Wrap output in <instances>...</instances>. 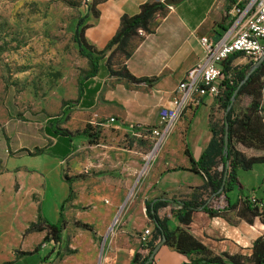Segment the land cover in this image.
Here are the masks:
<instances>
[{"label":"crops","instance_id":"obj_1","mask_svg":"<svg viewBox=\"0 0 264 264\" xmlns=\"http://www.w3.org/2000/svg\"><path fill=\"white\" fill-rule=\"evenodd\" d=\"M234 1L184 0L176 6L165 5V8L151 20L150 32H141V37L130 41V57L125 59L122 64L136 79L148 81L134 84L111 76L106 64L111 52H107L101 61L98 76L87 80L90 83L86 84L83 99L79 104L71 107L73 118L81 120L84 124L96 125L104 122L101 127L105 137H110L107 132L110 129H115L121 132L119 136L130 138L134 142L139 141L141 142L139 144H142L147 138L137 136V132L132 129V126L160 125L159 114L165 110L173 109L172 102L178 85L204 57L201 39L204 37L213 40L219 39L231 28L233 24L231 10ZM154 2L163 3L164 0L99 1L93 6L92 12H87L84 16V26H87L84 32L86 43L97 52L104 51L118 33L124 16H135L140 12L142 5ZM248 63L244 57H240L232 62V67L245 66ZM199 114H201V120H198ZM223 115L224 112L217 104L216 98L212 97H205L198 103L190 104L184 110L163 143L147 178L142 182L139 199H142L141 207L137 218H130L134 219L133 226L125 224L108 238L104 256L102 251L104 245L99 252L98 244L100 239L104 244L109 236L107 226L113 220L111 216L116 206L114 202L111 210L100 211L99 207L103 205L102 198L95 193L86 198L88 203L95 205V208L98 209L91 220H86V223L94 225V229L83 231V233L73 231L72 235L66 237L67 228L74 222L72 216H76L72 214L70 217L65 210L67 224L62 233L61 243L55 244L48 241L43 243V248L50 244L55 249V253L63 248L76 251L77 257L74 258L73 264H131L141 245L137 233L142 234V230L153 231L154 229V225L146 215V202L162 197L184 198L192 194L195 188L205 185V177L192 166L190 156L194 160H198L202 156L213 138L210 123L217 126L218 130L222 124ZM149 141L153 144L151 139ZM100 146L93 144L89 146L91 155L86 159L85 165L86 173L89 171L91 173L89 190L98 188V183L102 186L108 185L118 202L122 192L133 183L132 175L138 171L140 159L144 158V154L142 151H139L140 153L137 151V144L129 155L124 152L120 154L114 150L120 148L112 146L110 148L114 149L106 151L103 160H94L93 152L96 147ZM236 149L247 157H253L249 153H255L239 145ZM186 150L189 151L190 156L186 154ZM64 162L62 161V165ZM254 168L250 172L254 171ZM113 170L127 173L126 179L119 182L116 178L109 179L106 174ZM221 170V164L214 169V171ZM95 174L98 175L95 177ZM3 177L4 175H1L0 179ZM73 188L75 197L68 203L71 210H75L82 203L79 197L81 187L73 183ZM261 188L263 191L264 179ZM235 191L228 194L232 204L234 201L231 194ZM254 196L252 194L250 197ZM175 208V206H169L159 211L160 218L168 217L170 219L172 229L178 226L177 219L171 214ZM37 217L34 214L21 229V232ZM77 221L82 220L77 216L75 222ZM195 228L198 239L217 255L225 252L236 253L240 249H244L247 254H250L254 243L263 233L259 222L251 225L238 217L236 211H230L213 218L205 228L197 223ZM45 235V232H41L31 234L29 237L37 236L35 239L39 242ZM9 250L6 252H13V250ZM41 252L43 253L44 250ZM42 253H38V255L40 256ZM61 264L68 263L63 261ZM153 264H190V259L172 248L162 247L155 256Z\"/></svg>","mask_w":264,"mask_h":264},{"label":"rangeland","instance_id":"obj_2","mask_svg":"<svg viewBox=\"0 0 264 264\" xmlns=\"http://www.w3.org/2000/svg\"><path fill=\"white\" fill-rule=\"evenodd\" d=\"M79 4L80 0H0V177L4 175L0 179V264H61L63 261L73 264L76 251L63 248L55 253L50 244L43 248L45 237L37 242V236L32 239L31 234H26L30 225L21 232L34 214L38 216L34 222L40 217L57 222L60 208L69 196V184L64 174L81 187L79 197L82 201L75 210L65 204L66 213L70 217L76 216H72L74 222L67 228L66 237L73 231L83 233L94 229V225L86 220H91L98 209L88 203L87 196L95 193L102 198L103 205L99 207L102 212L111 210L115 202L113 220L107 226L109 236L104 244L102 239L98 244L99 252L104 245V256L108 238L125 224H132L134 219L131 217L137 218L142 202L139 200L142 182L161 150L149 161L153 152L149 139L139 144L141 142L119 136L121 132L115 129H110L107 132L110 137H105L103 128L99 127L100 140L93 145L101 146L95 148L94 160H103L104 153L114 149L110 148L112 146H118L120 149L114 150L120 154L129 155L137 144V151L144 154L138 171L132 175L133 183L122 192L118 202L108 185L98 183V188L89 190L91 173H86L85 165L91 155V144L86 137L75 139V150L63 156L69 148L65 139L52 133L51 119L56 118L61 123L60 128L72 133H82L87 125L74 119L72 111L67 117L57 119L63 103L77 99L79 78L85 79L90 68L75 42V32L84 23L85 14ZM124 58L123 54H116L109 57L106 64L116 65L114 69H118ZM249 104V98L241 97L236 111L241 112ZM198 120H201V114ZM37 149L44 151L37 154ZM250 151L255 152L249 153L253 156L264 154ZM62 161H65L64 165ZM106 176L119 182L126 179L127 173L113 170ZM238 178L246 196L254 194L256 202H261L264 166L256 165L252 172L241 171ZM238 193L231 194L234 202ZM77 216L82 221L75 222ZM84 224H88L87 230ZM137 235L140 237L141 234ZM37 248L44 250L39 252L42 255L23 257L20 254L34 252ZM9 249L13 252H6Z\"/></svg>","mask_w":264,"mask_h":264},{"label":"trees","instance_id":"obj_3","mask_svg":"<svg viewBox=\"0 0 264 264\" xmlns=\"http://www.w3.org/2000/svg\"><path fill=\"white\" fill-rule=\"evenodd\" d=\"M84 1L80 0L79 8L84 9ZM99 1L102 0H93L89 6V13ZM164 8L165 4L162 2L146 3L141 6L137 15L124 16L118 33L102 52H97L86 43L84 32L87 26H84V23L81 24L75 32V42L79 46L80 54L88 60L90 68L85 73L86 80L82 77L79 78L77 99L73 102H64L61 115L57 119L63 116L67 117L71 107L79 104L83 99L86 89L85 81L98 76L105 53L111 52L109 57L123 54L124 60L129 58L130 41L141 37V32L149 33L151 20ZM240 57L242 56H232L221 64L225 75L224 89L221 95L216 98L217 104L224 112L220 128L217 130V126L210 123L213 138L198 160H194L186 150V154L191 158L192 166L205 177V185L195 188L192 194L184 198L162 197L146 202V215L154 225V229L149 242L142 243L137 249L131 264H153L155 258L150 261V257L156 246L163 240L165 242L162 247L174 249L190 259V264H264V190L262 201L255 203L251 200L252 197L246 196L244 187L238 178L240 171L248 172L256 165L264 164V154L247 157L236 149L239 145L244 149L264 152V62L253 71L251 70L255 63L251 61L245 66L232 67V62ZM122 64L118 69H114L116 65L107 64L111 76L134 84L148 81L136 79ZM241 97L249 98L250 104L241 112H237L236 105ZM51 121H53L51 124L52 133L65 139L66 146L69 148L67 153L63 154L65 157L69 152L71 153V150H75L73 142L81 136L86 137L90 144H97L100 140L98 129L104 123L100 122L96 125L88 123L82 133H72L67 129L60 128L61 123L56 121V118H52ZM226 125L229 126V145L225 152ZM43 151L37 149L36 153H43ZM27 153L32 154L29 151ZM219 164L222 165V170L214 171ZM64 179L69 184V196L61 207L57 223L53 224L46 218L40 217L26 230V234L45 232L44 243L48 241L55 244L61 243L62 233L66 229L65 204L74 199L75 191L73 178L64 174ZM234 190L239 193L237 201L232 204L228 194ZM169 206L176 207L171 211L178 222V226L174 229L170 227L168 217L160 218L159 216V211ZM230 211H236L238 217L246 220L249 224L254 225L259 222L262 227L263 233L254 243L250 254H247L246 250L240 249L236 253L225 252L217 255L196 236L195 225L197 223L205 228L213 218ZM84 227L88 228L87 225ZM40 251L37 248L34 252H20V254L23 257H28L38 254Z\"/></svg>","mask_w":264,"mask_h":264},{"label":"built area","instance_id":"obj_4","mask_svg":"<svg viewBox=\"0 0 264 264\" xmlns=\"http://www.w3.org/2000/svg\"><path fill=\"white\" fill-rule=\"evenodd\" d=\"M93 0L84 1L85 13ZM233 24L219 39L204 37L202 61L178 85L173 99V109L161 113L158 126H132L141 138L151 139L153 152H158L184 110L205 97L217 98L224 87L225 75L221 64L232 56L241 55L256 63L264 56V0H235L231 10ZM256 203L255 198L251 199ZM152 231L145 229L140 242L148 243Z\"/></svg>","mask_w":264,"mask_h":264},{"label":"water","instance_id":"obj_5","mask_svg":"<svg viewBox=\"0 0 264 264\" xmlns=\"http://www.w3.org/2000/svg\"><path fill=\"white\" fill-rule=\"evenodd\" d=\"M184 0H164V4L166 6H176V5H179L180 3H182ZM217 40V39H216ZM264 62V56L254 64V67L251 71H253L254 69H256L260 64H262ZM224 142H225V152L228 150V145H229V126L226 125V133H225V139H224ZM139 180V179H138ZM138 182V181H137ZM124 206H122L123 208ZM121 208V210H122ZM120 210V211H121ZM165 240H163L162 242H160L156 248L154 249L151 257H150V261L154 260L155 256L157 255V253L159 252V250L162 248L163 244H164ZM102 251H103V248H102ZM102 255V254H101Z\"/></svg>","mask_w":264,"mask_h":264},{"label":"bare ground","instance_id":"obj_6","mask_svg":"<svg viewBox=\"0 0 264 264\" xmlns=\"http://www.w3.org/2000/svg\"><path fill=\"white\" fill-rule=\"evenodd\" d=\"M155 153H152L151 156L149 157V161L154 157Z\"/></svg>","mask_w":264,"mask_h":264}]
</instances>
